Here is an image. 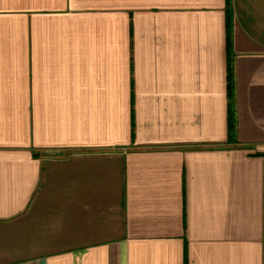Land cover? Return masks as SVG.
<instances>
[{"label": "crops", "instance_id": "obj_1", "mask_svg": "<svg viewBox=\"0 0 264 264\" xmlns=\"http://www.w3.org/2000/svg\"><path fill=\"white\" fill-rule=\"evenodd\" d=\"M0 264H264V0H0Z\"/></svg>", "mask_w": 264, "mask_h": 264}, {"label": "trees", "instance_id": "obj_2", "mask_svg": "<svg viewBox=\"0 0 264 264\" xmlns=\"http://www.w3.org/2000/svg\"><path fill=\"white\" fill-rule=\"evenodd\" d=\"M227 4L230 6L231 0H227ZM231 8L229 9L230 12ZM231 14V12H230ZM229 14L227 19V52H228V71H229V79H230V85L232 89V93L234 91L235 83H234V66H233V59L230 58L231 55H233V19L232 16ZM232 57V56H231ZM231 127L234 126V108H232V102H231Z\"/></svg>", "mask_w": 264, "mask_h": 264}]
</instances>
